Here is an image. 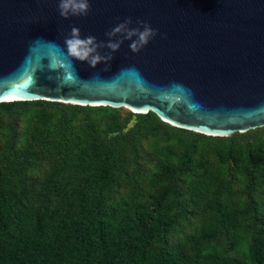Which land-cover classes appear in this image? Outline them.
<instances>
[{"label": "trees", "instance_id": "16d2710c", "mask_svg": "<svg viewBox=\"0 0 264 264\" xmlns=\"http://www.w3.org/2000/svg\"><path fill=\"white\" fill-rule=\"evenodd\" d=\"M123 109L0 102V264H264V127Z\"/></svg>", "mask_w": 264, "mask_h": 264}, {"label": "water", "instance_id": "95a60500", "mask_svg": "<svg viewBox=\"0 0 264 264\" xmlns=\"http://www.w3.org/2000/svg\"><path fill=\"white\" fill-rule=\"evenodd\" d=\"M60 3L0 0V102L150 111L208 136L264 127V0H67L66 16ZM73 28L101 59L71 52Z\"/></svg>", "mask_w": 264, "mask_h": 264}, {"label": "clouds", "instance_id": "9594fccd", "mask_svg": "<svg viewBox=\"0 0 264 264\" xmlns=\"http://www.w3.org/2000/svg\"><path fill=\"white\" fill-rule=\"evenodd\" d=\"M88 5L85 2L78 3L74 5L72 9V14H86ZM59 10L61 16H66L68 14L69 8L67 0H61L59 5ZM72 34L74 38H69L68 44L70 46L71 52L80 59H88L89 56H92L93 63L101 59L100 55L96 52L98 45L95 44V38L88 36L86 38H79L78 29L73 28ZM155 34V30L150 28L148 25H145L142 31H139V41L141 44L147 43V40L150 36ZM108 47L113 50L118 48L117 44L110 43ZM133 51H137L138 48L133 45Z\"/></svg>", "mask_w": 264, "mask_h": 264}, {"label": "rangeland", "instance_id": "374dc122", "mask_svg": "<svg viewBox=\"0 0 264 264\" xmlns=\"http://www.w3.org/2000/svg\"><path fill=\"white\" fill-rule=\"evenodd\" d=\"M122 109H123V108H122ZM123 110H127V109L124 108Z\"/></svg>", "mask_w": 264, "mask_h": 264}]
</instances>
